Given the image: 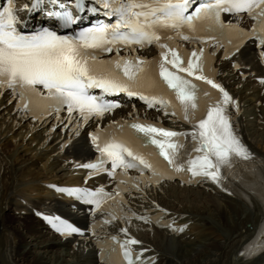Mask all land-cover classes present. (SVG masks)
Wrapping results in <instances>:
<instances>
[{"label":"snow or ice","instance_id":"obj_1","mask_svg":"<svg viewBox=\"0 0 264 264\" xmlns=\"http://www.w3.org/2000/svg\"><path fill=\"white\" fill-rule=\"evenodd\" d=\"M48 2L51 7L44 15L55 23L42 24L31 31L27 30L28 20H20L11 6L0 10V88L18 93V108L31 111L33 118H54L62 131L72 129L78 135L83 126L103 121L122 108L119 97L123 95L129 101H140L146 109L179 117L190 126V131H178L140 120L138 115L131 121L113 120L111 129H119L121 134L129 129L125 138L96 123L87 133L92 159L78 166L89 170V178L103 173L116 180V190L111 193L103 186L93 190L49 185L70 197L69 212L75 215L87 208L94 220L105 212L109 215L104 223L117 219L108 209V202L122 201V193L127 190L122 186L129 169L141 174L135 181L137 190L141 183L146 188L161 186L162 180L184 176H188L186 182L205 181L226 187L225 172L232 169L237 159L249 160L252 153L232 124L231 109L238 111V104L215 79L206 47L224 48L223 59L228 60L248 39H255L258 56L264 61V0ZM41 6L42 0H34L32 7L22 10L31 16ZM85 13L104 19L80 27ZM222 14L234 19L225 21ZM245 15L254 21L251 28L242 24ZM177 38L198 42L201 47L190 52L182 50L174 43ZM150 45L158 49L156 58L148 60L137 54L138 48ZM122 50L125 55H121ZM106 53L114 55L101 59ZM210 55L214 60L215 53ZM145 88L152 91L146 94ZM65 111L67 116L62 117ZM55 130L53 126L52 131ZM70 142L71 138L64 147ZM161 158L165 162L163 168ZM146 172L151 175L146 177ZM36 214L63 237L84 234L70 218ZM138 218L148 220L144 216ZM95 227L93 223L90 228L93 235ZM120 231L125 239H111L119 243L123 262L154 264L153 257L144 258L148 249L134 253L131 246L141 242L129 236L127 228Z\"/></svg>","mask_w":264,"mask_h":264},{"label":"bare ground","instance_id":"obj_2","mask_svg":"<svg viewBox=\"0 0 264 264\" xmlns=\"http://www.w3.org/2000/svg\"><path fill=\"white\" fill-rule=\"evenodd\" d=\"M237 58L247 76L241 77L229 60L219 58L221 77L242 102L236 118L242 138L264 156V91L253 80L261 70L250 43ZM53 126L26 120L10 102V94L0 90V264H96L87 239L54 235L28 208L69 212V203L45 183L76 180L74 166L89 156L85 130L77 135L72 129L60 131L59 126L52 131ZM149 196L170 214L176 213L178 222H188L185 232L170 236L126 219L127 229L152 247L150 253H157L154 264H264V253L254 259L239 254L259 221L254 203L168 183L151 189ZM74 216L82 218L80 212Z\"/></svg>","mask_w":264,"mask_h":264},{"label":"rangeland","instance_id":"obj_3","mask_svg":"<svg viewBox=\"0 0 264 264\" xmlns=\"http://www.w3.org/2000/svg\"><path fill=\"white\" fill-rule=\"evenodd\" d=\"M41 164H39V166H40Z\"/></svg>","mask_w":264,"mask_h":264}]
</instances>
